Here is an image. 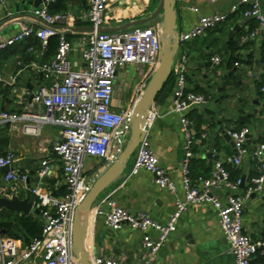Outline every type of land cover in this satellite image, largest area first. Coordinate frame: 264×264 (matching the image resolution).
<instances>
[{
    "label": "crops",
    "instance_id": "1",
    "mask_svg": "<svg viewBox=\"0 0 264 264\" xmlns=\"http://www.w3.org/2000/svg\"><path fill=\"white\" fill-rule=\"evenodd\" d=\"M38 1L6 0L5 5L0 3V41L20 33L24 27L31 25L33 18L30 17H34V11L44 3L41 2L36 8ZM240 1L177 0V23L180 35L189 32L199 22L201 16L226 13L230 17L227 23L209 30L204 37L192 43H182L176 60L178 61L181 55H187L188 90L207 96L206 106L194 107L187 114L193 124L192 119L199 116H202L204 120L203 134L200 138L196 136V158L193 160L195 170L197 172H202L204 169L212 170L217 162L237 169L241 178L246 179V189H241L239 192L243 194L251 185L252 175L260 173V164L252 154L244 156L238 167L231 163L238 153L231 145L233 140L230 133L242 126L239 123L241 116H251V124L244 126L251 130L247 148L253 153L261 143H264V92H262L264 34L259 33L252 37L257 31L258 22L254 18H246L243 15L242 12L248 6L241 7V12L231 13V7L239 4ZM133 5L134 0H122L110 8L111 20L108 27H119L144 17L150 8V0H146L141 11L137 5L135 8L132 7ZM194 8L199 9L200 13H195L192 10ZM87 10L80 4L76 9H71L68 12L73 17L70 26H87L74 19L86 13ZM261 10L264 14V0L261 1ZM136 11H138L137 14ZM237 25L240 26V30L235 34L234 39H230L229 34ZM70 38L76 47L72 59L78 69H83L84 64L80 53L83 48V37L75 34ZM11 51L12 49L0 54V83L11 88L5 106L13 110L11 114L37 110L36 106L31 105V95L49 85L37 69L46 63L43 59L44 53L38 52L35 54L36 60L30 64H24L19 56L7 59L6 56L11 54ZM216 56L221 58L220 65L213 64L212 68L204 67ZM149 79L150 75L143 67L127 66L119 70L115 81V109L128 110L129 97L138 101ZM175 87L176 79L172 75L171 82L155 102L147 139L175 184L176 193L160 189L147 171L130 176L132 161L120 183L104 193L92 209L86 236V250L94 262L102 257H117L124 264H141L149 259V254L142 244L144 236L142 232L128 224H122L115 230L106 227L104 215L100 213L108 212L109 207L101 204L103 199L112 196L115 202L129 213L144 212L159 224L168 225L176 210V198H184L182 166L185 137L181 131V116L173 112L172 101ZM214 87L217 91L215 98L211 96ZM21 128V123L7 124L0 128V156L13 154L16 159L15 168L29 174L31 187L39 183L42 163L49 161L52 173L44 180V185L48 188L51 183H54L58 189H61L58 191V196H62L66 192L64 177L61 163L54 153L55 145L61 141L60 128L53 125L45 126L39 136L24 133ZM225 134L229 135L231 141L225 139ZM110 165L98 159L89 158L85 174L93 178L94 182ZM4 176L5 174L0 172V201L15 198L29 201L34 199L30 191L22 187L15 189L8 185L4 181ZM219 194L225 197L230 194V191L224 190ZM0 209L5 208L0 206ZM36 210H38L37 207H34L30 215H37ZM38 216L41 218L40 211ZM244 226L253 241L257 242L264 238V189L261 193L253 194L246 202ZM149 234L154 240L159 237V233L154 230L149 231ZM262 263H264V256L258 254L254 264ZM153 264H235L214 207L206 203L190 206L178 219L175 230L154 258Z\"/></svg>",
    "mask_w": 264,
    "mask_h": 264
},
{
    "label": "built area",
    "instance_id": "2",
    "mask_svg": "<svg viewBox=\"0 0 264 264\" xmlns=\"http://www.w3.org/2000/svg\"><path fill=\"white\" fill-rule=\"evenodd\" d=\"M121 1L89 0L86 13L74 18L95 28L94 32L78 33L83 37V48L80 50L83 69H78L72 59L76 47L67 35L73 28L70 26L73 17L68 13L51 14L49 6L53 0H45L33 13L35 18L42 19L46 24L33 19L31 25L24 27L20 33L0 41V54H3L14 47L27 44L30 39L37 40L40 42V51H37L35 44L29 46V52L37 54L48 49L51 38L59 39L52 60L37 67L49 82L48 86L32 94L31 105L36 106L37 110L11 114L0 109V128L7 124L21 123L24 133L39 136L45 126L59 127L61 141L55 145L54 153L61 163L66 190L65 195L58 197L44 185V180L52 173L49 161L42 163L39 183L31 187L29 174L15 168V156H0V170L9 168L4 181L15 189L22 187L31 192L34 199L30 202L33 208L37 207L40 211L44 223L42 237L29 245L5 237L0 231V264H79L72 251V235L75 210L94 183L85 174L87 160L94 158L112 164L126 143L131 123V113L128 110L114 107L117 74L127 66H138L146 68L151 77L158 69L161 59V22L136 26L117 33L97 31L108 27L111 20L109 10ZM261 1L241 0L239 4L231 7V13H238L242 11L241 7L248 6L242 12L243 15L258 22L257 31L252 37L259 33L264 34ZM0 3L5 5L6 0H0ZM192 10L200 13L197 8ZM229 17L226 13L201 16L189 32L180 35V40L182 43H192L204 37L209 30L227 23ZM212 63L220 65L221 58L214 57ZM187 64V55H181L178 61L175 60L172 71L176 79L173 112L181 116L185 145L182 166L184 198H176V210L171 221L168 225H161L144 212L131 214L119 206L112 196L103 199L101 204L108 205L109 210L100 214L104 215L105 225L109 229L115 230L122 224H128L142 232V244L149 259L141 264H153L154 258L175 230L181 215L192 205L210 204L217 212L222 233L229 244V253L235 264H254L258 254L264 256V238L255 242L247 234L244 209L251 196L264 189V143L251 153L247 148L251 135L249 128L230 133L238 153L231 163L238 167L244 156L252 154L260 164V175L251 181L250 187L243 194L239 193L242 180L232 182L230 172L221 162L215 163L209 175L192 178L191 165L196 158L197 138L194 124L187 114L194 107L206 106L207 99L188 90ZM141 171L150 173L160 189L176 193L175 184L152 150L147 136L130 167V176ZM224 190H229L230 194L220 196L219 192ZM151 230L159 233L157 240L150 236ZM94 263L124 264L117 257L97 258Z\"/></svg>",
    "mask_w": 264,
    "mask_h": 264
},
{
    "label": "water",
    "instance_id": "3",
    "mask_svg": "<svg viewBox=\"0 0 264 264\" xmlns=\"http://www.w3.org/2000/svg\"><path fill=\"white\" fill-rule=\"evenodd\" d=\"M41 2H45V0H39L35 7L38 8ZM176 5L177 0H160L157 8L142 18L129 21L119 27H105L97 30L99 33H117L136 26L147 25L161 19L162 49L159 67L151 75L143 94L139 97L132 109L129 133L122 151L106 171L94 181L85 199L75 210L72 251L79 264H95L86 250V236L92 209L101 200L104 193L120 183L132 161H135L139 148L146 139L151 114L155 109L156 99L172 76L173 66L182 44L178 30ZM30 18L46 24L42 19ZM239 30L240 26L237 25L229 34V38L234 39L235 34ZM94 31L95 28L92 26L73 27L67 32V35L72 37L78 33ZM204 67L212 68L213 63L209 61ZM40 76L43 77V74H40ZM32 98L33 95H31ZM255 113L257 114L258 112L256 111ZM251 122V116H241L239 118V123L242 125L251 124ZM225 139L231 141L228 134H225ZM231 145L235 147L234 142H231ZM0 172L7 174L9 168H3ZM245 181L246 179L243 178L241 188L244 190L246 189ZM0 206L11 212L21 213L23 215H30L33 210V205L28 199L20 200L15 198L14 200H1ZM35 213L39 215V210H36ZM2 233L7 237L4 231Z\"/></svg>",
    "mask_w": 264,
    "mask_h": 264
},
{
    "label": "trees",
    "instance_id": "4",
    "mask_svg": "<svg viewBox=\"0 0 264 264\" xmlns=\"http://www.w3.org/2000/svg\"><path fill=\"white\" fill-rule=\"evenodd\" d=\"M73 0H53V3L49 6V11L51 14L57 13H68L71 10ZM78 3L84 9H88V0H78ZM70 38V37H69ZM71 39V38H70ZM31 44H35L37 51L41 50L40 42L34 39H30L28 44L19 45L14 47L11 51V54L6 56V58H10L13 56H19V59L24 64H30L34 60H36L35 53L29 52V46ZM59 44L58 37H53L49 40V47L44 52L43 59L44 62H50L54 55L56 54L57 48ZM5 58V59H6ZM172 76L168 83L164 86L162 92L158 95V97L164 93L168 84L171 82ZM11 88L9 86H4L0 83V107L2 111H6L12 113L13 110H9L6 108V102L10 95ZM157 97V99H158ZM207 99V96H205ZM156 99V100H157ZM194 121V126L196 130V136L200 138L203 134V124L204 120L202 116L192 119ZM215 125V123H214ZM245 125L239 126L236 130L240 131L244 128ZM194 162L191 165V176L192 178H197L199 175H209L210 169H204L202 172H197ZM228 171L231 175V181L237 182L238 180H242L241 175L237 169L229 168L227 166ZM260 173H254L250 179V182L258 177ZM54 195L58 196V189L54 183H51L48 187ZM65 189V188H64ZM64 191V190H63ZM65 195V192L62 196ZM59 197V196H58ZM61 197V196H60ZM44 223L40 216L38 215H23L16 212H11L7 209H0V231L5 232L8 238L15 239L21 241L25 245H29L32 241L40 239L43 233Z\"/></svg>",
    "mask_w": 264,
    "mask_h": 264
},
{
    "label": "rangeland",
    "instance_id": "5",
    "mask_svg": "<svg viewBox=\"0 0 264 264\" xmlns=\"http://www.w3.org/2000/svg\"><path fill=\"white\" fill-rule=\"evenodd\" d=\"M129 2V1H128ZM159 2H160V0H150V8L146 11V14L144 15V16H146L147 14H149V13H152L156 8H157V6H158V4H159ZM125 3H126V1H125ZM141 4H142V2L139 0H134V5L132 6L133 8H135V7H137L138 6V8L140 9V11L142 10V6H141ZM78 5H79V3H78V0H73V2H72V8L71 9H76V7H78ZM137 5V6H136ZM129 8H130V6H129ZM132 8V9H133ZM139 9H138V11H139ZM138 11H136V14L138 13ZM154 22H162V20L161 19H158V20H156V21H154ZM218 85V84H217ZM217 87V86H216ZM216 87H214V89L212 90V97H216L217 96V91H216ZM210 96V97H211ZM129 99H130V108L128 109V112H130V113H132V108L134 107V105H135V103H137V99H131L130 97H129ZM135 102V103H134ZM116 152L118 153L119 152V147H117V149H116ZM88 179H89V181L90 182H92L94 179L93 178H89L88 177Z\"/></svg>",
    "mask_w": 264,
    "mask_h": 264
},
{
    "label": "bare ground",
    "instance_id": "6",
    "mask_svg": "<svg viewBox=\"0 0 264 264\" xmlns=\"http://www.w3.org/2000/svg\"><path fill=\"white\" fill-rule=\"evenodd\" d=\"M141 2H142V4H141V8H143V5H144V3L146 2V0H140Z\"/></svg>",
    "mask_w": 264,
    "mask_h": 264
}]
</instances>
